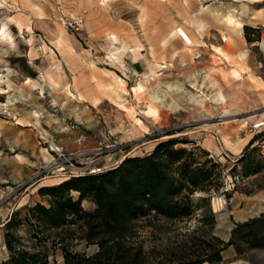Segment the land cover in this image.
<instances>
[{
    "label": "rangeland",
    "instance_id": "1",
    "mask_svg": "<svg viewBox=\"0 0 264 264\" xmlns=\"http://www.w3.org/2000/svg\"><path fill=\"white\" fill-rule=\"evenodd\" d=\"M1 33L0 262L6 218L48 205L40 187L175 140L207 150L222 167L217 185L191 195L189 217L134 220L129 242L149 264L215 253L218 263L200 264H264V247L215 241L264 211V125L252 130L264 122V0H0ZM30 233L17 226L16 245L63 264L58 244ZM73 236L71 252L96 251Z\"/></svg>",
    "mask_w": 264,
    "mask_h": 264
},
{
    "label": "trees",
    "instance_id": "2",
    "mask_svg": "<svg viewBox=\"0 0 264 264\" xmlns=\"http://www.w3.org/2000/svg\"><path fill=\"white\" fill-rule=\"evenodd\" d=\"M176 144L175 140L159 142L144 156L124 157L107 171L72 176L55 185L40 187L38 193L47 198V206L35 203L24 208L22 214L15 210L6 218L4 243L9 256L0 264H47L45 253L16 245L15 228L19 225L30 228V237L37 245L48 237L58 244L63 264H149L147 252L129 242L132 222L148 216L189 217L195 206L191 195L216 187L222 169L205 150L175 149ZM83 199L91 201L94 207L83 209ZM50 230L55 232L48 235ZM74 233L86 244H96V251L91 255L71 252L67 244ZM215 241L221 244L218 250L232 245L236 253L243 246L264 247V211L235 224L227 242L217 238ZM219 260L215 253L206 259L195 257L163 264Z\"/></svg>",
    "mask_w": 264,
    "mask_h": 264
},
{
    "label": "built area",
    "instance_id": "3",
    "mask_svg": "<svg viewBox=\"0 0 264 264\" xmlns=\"http://www.w3.org/2000/svg\"><path fill=\"white\" fill-rule=\"evenodd\" d=\"M263 125H264V122H257V123H255V124L252 125V130H256V129L262 127ZM83 140H84L83 137H82V138H79V140H77V143H79V142H81V141H83ZM53 153H54L55 158L58 160V162H59L60 164H63V165L66 164V165H64V166H66V168L73 167V166H72V160H73V158H74V154L63 153V152H61V151L58 150V149H56L55 151H53ZM75 155H76V154H75ZM77 155H78V154H77ZM77 155H76V156H77ZM79 155H80V154H79ZM63 165H62V166H63ZM62 166L58 168V171H63Z\"/></svg>",
    "mask_w": 264,
    "mask_h": 264
},
{
    "label": "crops",
    "instance_id": "4",
    "mask_svg": "<svg viewBox=\"0 0 264 264\" xmlns=\"http://www.w3.org/2000/svg\"><path fill=\"white\" fill-rule=\"evenodd\" d=\"M84 107H85L86 109L89 110L88 105H85ZM83 127H84V126H83ZM250 138H251V137H247L246 141L242 144L240 150L246 145V143L250 140ZM203 143H204V142H203ZM202 146H203V145H202ZM202 146H201V147H202ZM203 149H204V148H203ZM205 151H207V150L205 149ZM122 159H123V158L121 157V158L119 159V161H121ZM105 163H106V160H105ZM101 164H103V163H101ZM111 165H112V164H109V165H107V164H106V165H103L101 169H105L106 167H111ZM112 166H113V165H112Z\"/></svg>",
    "mask_w": 264,
    "mask_h": 264
},
{
    "label": "bare ground",
    "instance_id": "5",
    "mask_svg": "<svg viewBox=\"0 0 264 264\" xmlns=\"http://www.w3.org/2000/svg\"><path fill=\"white\" fill-rule=\"evenodd\" d=\"M0 35H1V36H5V34H4V33H1ZM241 56H243V54H241V55H240V57H241Z\"/></svg>",
    "mask_w": 264,
    "mask_h": 264
}]
</instances>
